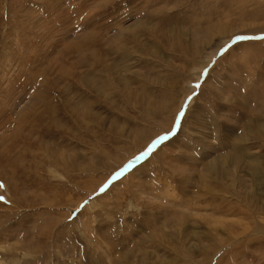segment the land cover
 Listing matches in <instances>:
<instances>
[{
    "label": "rangeland",
    "instance_id": "1",
    "mask_svg": "<svg viewBox=\"0 0 264 264\" xmlns=\"http://www.w3.org/2000/svg\"><path fill=\"white\" fill-rule=\"evenodd\" d=\"M261 37L264 0H0V264H264Z\"/></svg>",
    "mask_w": 264,
    "mask_h": 264
},
{
    "label": "bare ground",
    "instance_id": "2",
    "mask_svg": "<svg viewBox=\"0 0 264 264\" xmlns=\"http://www.w3.org/2000/svg\"><path fill=\"white\" fill-rule=\"evenodd\" d=\"M186 115V114H185ZM156 137V136H155ZM154 138V137H153ZM167 143H169V141L167 142ZM163 145V144H162ZM240 154V153H239ZM240 158H241V156H240ZM258 158H259V156H258ZM251 159V158H250ZM252 159H253V157H252ZM257 159V158H256ZM242 160H244V159H242ZM254 160V159H253ZM252 160V161H253ZM258 160V159H257ZM238 161V160H237ZM259 164L258 163H255L254 162V164L253 165H249V164H246V166H244V167H246L249 171H250V173H251V175H253L254 177H256V179H257V177H261V176H263L264 177V168H259ZM213 170V169H212ZM212 170H209V169H207V171L209 172H211ZM238 170V169H237ZM257 183L260 185L261 184V181L260 182H257V181H255V182H253V185L257 188ZM113 186V185H112ZM111 186V187H112ZM111 187H110V189H111ZM109 189V190H110ZM93 193V192H92ZM98 197V196H97ZM96 198V197H95ZM94 198V199H95ZM91 204V203H90ZM93 204V203H92ZM91 204V205H92ZM88 205V204H87ZM262 211V210H261Z\"/></svg>",
    "mask_w": 264,
    "mask_h": 264
},
{
    "label": "snow or ice",
    "instance_id": "3",
    "mask_svg": "<svg viewBox=\"0 0 264 264\" xmlns=\"http://www.w3.org/2000/svg\"><path fill=\"white\" fill-rule=\"evenodd\" d=\"M235 39H236V40H245V39H255V37L238 36V37H236ZM260 39H264V37H261ZM234 42H235V41H234ZM197 87H199V85H197ZM160 139H161V141H162V140L165 139V138L162 137V138H160ZM157 143H159V141H158ZM153 147H155V145H153ZM149 151H151V149H150ZM143 155H148V153H144ZM138 159H140V158H138ZM129 167H131V165H129ZM126 170H127V169L122 170V172H121L120 174H123V171H126ZM120 174H118V175H120ZM0 187H3V185L0 184ZM2 199H3V197H0V200H2Z\"/></svg>",
    "mask_w": 264,
    "mask_h": 264
}]
</instances>
